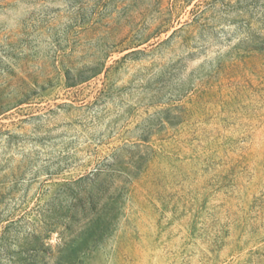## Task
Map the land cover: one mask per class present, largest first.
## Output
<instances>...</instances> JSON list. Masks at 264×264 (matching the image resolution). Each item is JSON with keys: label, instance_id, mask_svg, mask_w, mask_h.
<instances>
[{"label": "rangeland", "instance_id": "1", "mask_svg": "<svg viewBox=\"0 0 264 264\" xmlns=\"http://www.w3.org/2000/svg\"><path fill=\"white\" fill-rule=\"evenodd\" d=\"M0 264H264V0H0Z\"/></svg>", "mask_w": 264, "mask_h": 264}]
</instances>
